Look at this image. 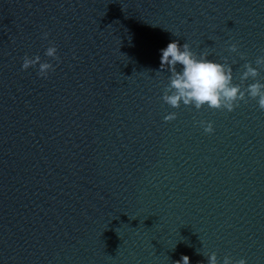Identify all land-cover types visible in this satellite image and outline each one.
Listing matches in <instances>:
<instances>
[{"label": "water", "instance_id": "obj_1", "mask_svg": "<svg viewBox=\"0 0 264 264\" xmlns=\"http://www.w3.org/2000/svg\"><path fill=\"white\" fill-rule=\"evenodd\" d=\"M170 40L239 83L264 0H0V264H264V109L169 106Z\"/></svg>", "mask_w": 264, "mask_h": 264}, {"label": "clouds", "instance_id": "obj_2", "mask_svg": "<svg viewBox=\"0 0 264 264\" xmlns=\"http://www.w3.org/2000/svg\"><path fill=\"white\" fill-rule=\"evenodd\" d=\"M43 35L47 37L48 33L45 32ZM229 50L236 52L237 44H230ZM159 51L160 68L167 69L170 73L169 82L162 96L163 101L169 106L178 108L183 104L196 109L207 106L231 112L238 102L247 96L256 99L259 107L264 109V82L255 79L259 76L260 69L264 68V55L256 57L255 65L258 67L253 66L250 61L245 62L239 75V83H235L231 64L209 59L208 52H194L188 42L181 44L179 40H170ZM44 54L58 59L56 45L50 42ZM240 55L243 58V54ZM33 66H38L37 74L41 77H47L49 71L53 69L52 63L48 60L42 61L39 54L32 57L26 54L21 67L27 69ZM249 78H253V82L245 86ZM175 117L176 113L170 112L164 119L171 120ZM200 123L205 132L210 133L214 130L211 121ZM175 264H190V257L181 254ZM207 264H219L216 252H211L207 256ZM222 264H247V261L244 258L233 260L230 255H225Z\"/></svg>", "mask_w": 264, "mask_h": 264}]
</instances>
